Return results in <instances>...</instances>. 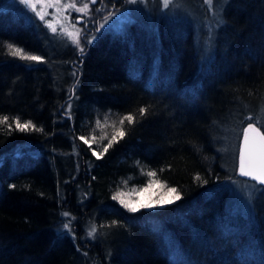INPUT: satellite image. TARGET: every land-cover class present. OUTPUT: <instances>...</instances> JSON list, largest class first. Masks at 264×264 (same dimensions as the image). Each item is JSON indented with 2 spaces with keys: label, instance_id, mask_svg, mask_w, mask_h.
<instances>
[{
  "label": "trees",
  "instance_id": "obj_1",
  "mask_svg": "<svg viewBox=\"0 0 264 264\" xmlns=\"http://www.w3.org/2000/svg\"><path fill=\"white\" fill-rule=\"evenodd\" d=\"M95 34L56 53L0 0V264H264V185L237 170L245 118L264 115V0L225 4L209 58L166 15ZM150 171L181 199L128 212ZM237 177L258 191L247 202Z\"/></svg>",
  "mask_w": 264,
  "mask_h": 264
},
{
  "label": "rangeland",
  "instance_id": "obj_2",
  "mask_svg": "<svg viewBox=\"0 0 264 264\" xmlns=\"http://www.w3.org/2000/svg\"><path fill=\"white\" fill-rule=\"evenodd\" d=\"M34 10L32 6H25L19 3V0H6V5L8 7H13L21 10L25 15H27L31 20L38 22L42 26L43 31L46 35V42L48 47H51L54 51L62 53L67 51L68 48H71L73 51H78L81 47L83 31V24L79 21L73 26V21L77 20L78 17H84L85 19L91 18L96 19L98 12L95 10L93 4L89 0H59V3H56V0H32ZM227 0H213V4L209 6L205 0H170V7L165 8L163 6V0H139L135 5L129 4L123 1V4L112 7L109 13H114L111 19L105 20V16L100 18V22H96V25L100 30H117L121 31L123 28H126L130 23L136 20H143L146 22L156 21L160 16L166 15L168 17L187 20L191 22L196 30L198 45L203 51L206 58L211 56L212 44L214 42L213 33L215 29L223 21V9ZM84 3H89V8L86 12L81 13L77 12L74 8L66 7L69 4H75L77 7H82ZM106 4H103V6ZM96 6V5H95ZM108 10H104L103 13L106 15ZM37 13L43 14L45 19L40 20ZM109 15V14H108ZM107 15V16H108ZM106 16V17H107ZM51 24L52 27L56 28L55 33L52 32V27H48V24ZM98 23V24H97ZM97 33V32H95ZM71 34V35H69ZM87 35H89L87 37ZM93 34L84 33L86 40H93V37H90ZM90 37V38H89ZM80 39L81 43L77 46L73 41ZM235 124H232V127L235 128ZM226 140L224 141V143ZM229 142V147H234L236 143V133L231 135V138L227 140ZM71 152L76 151L75 147L72 148ZM238 149V148H237ZM236 149V150H237ZM236 156V155H235ZM152 177H145V180L152 182ZM247 179L241 177L231 179V188L235 192V195L243 199L245 202L244 193L252 191L255 189L254 185ZM144 187L142 186L141 189ZM142 190V194L134 198L135 203L137 202H157L167 199H173L177 194L164 190V187L155 181L147 184ZM250 199L252 197H249ZM83 238V236H82Z\"/></svg>",
  "mask_w": 264,
  "mask_h": 264
},
{
  "label": "snow or ice",
  "instance_id": "obj_3",
  "mask_svg": "<svg viewBox=\"0 0 264 264\" xmlns=\"http://www.w3.org/2000/svg\"><path fill=\"white\" fill-rule=\"evenodd\" d=\"M89 2L91 4H95L97 2V0H89ZM127 2L129 4L135 5L139 2V0H127ZM205 2L211 6L213 4V0H205ZM19 3L25 5V6H32V10H34V5L32 0H19ZM56 3H59V0H56ZM163 6L165 8L170 7V0H163ZM66 7L69 8H74L77 12H81L84 13L86 12V10L89 8V3H84L82 7H77L75 4H69L66 5ZM113 7H115V5H113ZM37 15L39 16L40 20L43 21L45 19V16L43 14L37 13ZM115 15L114 13H109V15L107 17H105V20H109L112 18V16ZM78 22V18L77 20H74L73 26H75V23ZM48 27H52L51 24H48ZM57 31L56 28L52 27V32L55 33ZM71 35V34H69ZM89 43H91V41H88ZM73 43H75L77 46L80 45L81 40L77 39L75 41H73ZM7 47L9 49H12V55L14 56H21V54L24 52L23 49L17 48L15 45L13 44H8ZM79 51L83 52V48L80 47ZM21 58L29 60V61H36V62H42L43 57L40 55H29V54H23V56H21ZM70 107V105H69ZM145 108H140L139 112L141 115H143L145 113ZM8 116H2L0 117V123H4L6 121H8ZM126 119L128 120L129 123L133 122V116L130 114L126 117ZM264 119V115L258 116L257 119L255 121H253L251 116H248L245 118V121H247L246 123V127H241L240 131L242 134V139L239 140L238 143V152H239V172L241 175L244 176H251L258 184L264 185V131L261 130V127H264V124H261V120ZM123 120H121V123L123 124ZM15 123H16V127L19 131L21 132H25L29 129V127H32L33 129L40 131L42 129H38L36 128L35 125L32 124L31 121H27L25 123H21L19 121V119H15ZM250 134L252 137L253 142L249 143L250 141ZM126 135V133L124 131H120L118 133V136L120 138H123ZM81 140H84L85 143H88L87 140L84 139L83 136L80 137ZM113 141H117V136L113 135L112 140L108 142V144L104 147V152H107L108 149L112 146V142ZM93 155H96L97 158H100V155H98L95 151H93ZM246 156L247 159L249 160V162L252 160L253 157H255L258 162H259V171L258 173L254 172L251 169H247L246 168ZM161 171H163V169H161ZM157 175V173L155 171H150L148 172V176L149 177H155ZM198 178V177H197ZM151 183L153 182H149V186H151ZM10 187H15V185H10ZM146 190V189H145ZM261 191H264V189H261ZM169 192L175 193L176 189L175 188H169ZM112 199L116 200L117 197L114 195L112 197ZM181 199L180 195H176L173 199H167V200H163V201H157L155 203L153 202H147V203H126L123 200H120L119 203L121 204V206L123 208H125L128 212L130 213H136L138 211H140L141 209H151L154 207H164L165 205L168 204H172L175 201H178ZM64 216H68L69 213L65 212L63 213ZM118 223V221L113 220L111 221V225H116ZM63 227L65 229L69 228V224L65 223L63 225ZM97 228L95 226L91 227V230L88 232V236L89 237H93L94 233H96ZM169 264H175V260L170 259Z\"/></svg>",
  "mask_w": 264,
  "mask_h": 264
},
{
  "label": "flooded vegetation",
  "instance_id": "obj_4",
  "mask_svg": "<svg viewBox=\"0 0 264 264\" xmlns=\"http://www.w3.org/2000/svg\"><path fill=\"white\" fill-rule=\"evenodd\" d=\"M120 1V0H119ZM118 1V2H119ZM117 0H97V2L95 3L94 7L95 10L99 11L97 18L96 19H91V18H87L85 19L83 17V20L79 21L80 23L83 24V31L81 33V36L84 37V33L87 34H93V36H95V32L100 33L97 29H98V25H96V22H100V18L102 16H107L109 14V11L111 10V8L113 7V5H115V7L117 6ZM103 4H106V6ZM104 10H108V12H106V15L103 13Z\"/></svg>",
  "mask_w": 264,
  "mask_h": 264
},
{
  "label": "water",
  "instance_id": "obj_5",
  "mask_svg": "<svg viewBox=\"0 0 264 264\" xmlns=\"http://www.w3.org/2000/svg\"><path fill=\"white\" fill-rule=\"evenodd\" d=\"M81 20H83V18L82 17H78V21H81ZM98 30H99V28H98ZM252 142H253V140H252V137H251V134H250L249 143H252ZM246 168L247 169H251L254 172L258 173V171H259V162H258V160L255 157H253L252 160L249 162V160L247 159V156H246ZM237 170H238V173L240 174V172H239V154H238V167H237ZM242 176H244V175H242ZM247 178L253 179L251 176H247Z\"/></svg>",
  "mask_w": 264,
  "mask_h": 264
},
{
  "label": "bare ground",
  "instance_id": "obj_6",
  "mask_svg": "<svg viewBox=\"0 0 264 264\" xmlns=\"http://www.w3.org/2000/svg\"><path fill=\"white\" fill-rule=\"evenodd\" d=\"M122 1L126 2V0H122ZM228 1L229 0H227V2ZM257 193H258V191L256 189H253L252 191L247 192V194L249 195V197H252L254 194H257ZM248 199H250V198H248Z\"/></svg>",
  "mask_w": 264,
  "mask_h": 264
}]
</instances>
